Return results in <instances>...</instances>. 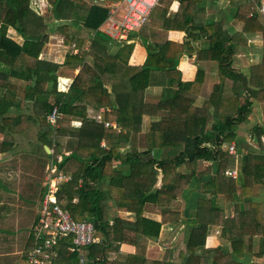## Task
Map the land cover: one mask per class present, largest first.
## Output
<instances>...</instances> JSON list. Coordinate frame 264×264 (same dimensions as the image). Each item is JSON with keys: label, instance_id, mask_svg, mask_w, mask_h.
Wrapping results in <instances>:
<instances>
[{"label": "trees", "instance_id": "trees-1", "mask_svg": "<svg viewBox=\"0 0 264 264\" xmlns=\"http://www.w3.org/2000/svg\"><path fill=\"white\" fill-rule=\"evenodd\" d=\"M43 1L47 30L30 33L33 0H0V136L5 137L0 140V154L12 152L16 145L13 137L27 136L33 128H37L40 142L53 148V154L45 155L70 176L58 190L60 205L75 220L93 223L99 239L87 247L84 264H167L148 258L149 243L160 237L163 226L182 220L175 202L194 180L198 185L206 178L208 197L200 205L211 209L212 220L210 225L190 226L181 257L186 256L189 262L200 256L211 264H245L225 255L222 247L207 248L206 238L212 227L220 226L234 254L243 257L245 238L264 234L260 206L252 202L253 189L264 185V156L250 152L239 157L223 148L238 140L237 129L249 120L252 100L261 102L264 96V84H260L264 57L262 65L251 67L248 73L241 71L235 62L236 49L228 44L232 36L221 22L195 24V7L203 0H159L145 25L148 30L194 28L195 36L208 38V47L193 50L185 42L165 40L147 45L145 63L131 66L137 33L121 41L105 35L100 30L110 15L105 2ZM224 2L229 4L228 10L236 9L235 17L245 23L244 31L250 32L247 27L251 26L255 27L253 33L264 35L261 0ZM173 3H178V10L171 20L168 12ZM242 11L247 15L241 16ZM145 27L138 32L142 36ZM11 30L21 42L10 36ZM85 32L91 35L88 49ZM51 34H57L63 45L77 48V54L68 53L63 64L44 59L46 38ZM183 53L217 63L219 81L210 95H202L206 83L203 69H198L193 80L184 81L177 62ZM77 68L79 73L73 76ZM68 74L73 76L69 90L59 91V76ZM152 88L162 90L157 102L147 101ZM55 106L63 117L57 127H51L48 117ZM90 109H105L101 121ZM76 122L81 126L74 127ZM105 122L117 126L106 127ZM42 126L50 129L41 131ZM253 134L261 145L264 128L255 127ZM201 163L207 165L206 170H199ZM238 164L237 179L227 177L225 173ZM212 170L214 174H210ZM46 192L45 186L39 200ZM219 196L233 206L235 215L226 217L217 204ZM112 205L129 212L133 220L112 217ZM149 205L159 210L161 222L144 217ZM8 208L0 206V217ZM258 242V254L262 255L264 235ZM34 244V236L26 242V263ZM71 245V238L60 240L54 260L80 264L78 253L69 250ZM123 245L135 251L121 254Z\"/></svg>", "mask_w": 264, "mask_h": 264}, {"label": "crops", "instance_id": "crops-1", "mask_svg": "<svg viewBox=\"0 0 264 264\" xmlns=\"http://www.w3.org/2000/svg\"><path fill=\"white\" fill-rule=\"evenodd\" d=\"M122 0H104L106 5L111 8H119ZM237 1H248L249 3L253 0H237ZM263 2V0H261ZM229 7L228 3H225L224 0H203L200 1L199 4L195 7V24H201L202 22H210V21H220L221 25L227 29V31L232 36L230 42L228 43L232 48L236 49V66L241 70L245 72H249L250 68L256 65H262V60L264 57V35L261 32L253 33L255 30V27H247V29L250 28V32L244 31L245 23L235 17V11L234 7H231L229 10L227 9ZM178 10V3H173L172 6L169 9L168 12V18L174 19L176 16V12ZM191 11L193 10L190 9ZM247 15L246 11L241 12V16ZM260 21L264 23V17H260ZM247 19H251V16L248 15ZM190 20L188 18L185 23H187ZM103 25L101 26V28ZM152 29L146 26L142 30V35L140 33H137L136 40H135V49L132 54V57L130 59V65L131 66H141L145 63L148 52H147V45L150 44H156L160 43L165 40H171L175 43H187V47L189 49H204L208 47V38L202 35L201 37L195 36L197 35V32L194 28H190L187 31H174L171 30L169 32H165L164 30L160 28H154ZM88 35V34H87ZM91 35H88V38H90ZM192 37H197L196 39H192ZM17 40L19 42L22 41ZM47 40V46L45 49V52L43 53L42 57L46 60L53 61L59 64H63L65 62L66 56L68 53L77 54L78 49L72 48L69 46H65L61 42V38L55 34V35H49V37L46 38ZM87 46L85 49H88V47L91 44V41L86 42ZM189 43V44H188ZM58 47L59 51H64V55L62 56L61 53L59 55H55V49ZM62 51V52H63ZM54 54V55H52ZM178 62V68L183 73V79L184 81H191L195 78L196 72L198 69H203L206 73V83L204 85L202 95L203 97L210 95L212 91V87L218 83L219 77H218V67L217 63H210L207 61H198L196 58V54L190 55L187 53H183L180 57ZM65 69H69L68 66L65 67ZM71 72V71H68ZM262 76L260 81H262L260 84H264V66L261 68ZM79 73V68H77L73 74V76L77 75ZM73 76L71 75H60L59 80V91L67 92L69 90V86L73 80ZM161 88H152L147 92V100L150 102H157L161 96ZM253 105H252V112L249 117V120L246 123H243L240 125V127L237 129V141L231 142L228 146L229 147L234 144L236 147V153L234 155L236 156H243L247 155L250 152H254L256 155H262L264 156V136L262 137V144L259 145L257 141L254 139L253 129L257 126L264 128V96L261 97V102L257 99H253ZM105 109H102L100 112L94 111L93 109L89 110V113L93 116L95 114L103 113ZM80 127V122H76L74 124V127ZM50 129L49 126H42L41 131H46ZM37 128H33L28 132L27 136H21L16 135L14 136L15 140V148L12 152H8L5 154H0V191H3L5 193H10L16 195L15 186L18 185V179L17 176L20 174L18 172H22L20 169L23 166V163H26V165H29L32 160L33 161H46V159L49 162V165L46 164L45 169V178H48L49 174V166L50 163H53L56 165L53 161V158L47 157L44 152L48 154H53V148H50L47 145H44L39 140ZM5 137L0 136V140H4ZM10 140V138H8ZM67 143V142H65ZM104 145V143H103ZM71 148H76V144H71ZM226 150V149H225ZM63 152L65 150L63 149ZM56 154V153H55ZM231 154V153H230ZM46 157V158H45ZM56 158L62 159V155L56 154ZM238 163V162H237ZM57 167V165H56ZM238 167L234 169V171L237 172L236 177L228 176L226 173L225 175L227 177H230L232 179H237L238 177ZM207 165L201 163L200 164V171L206 170ZM232 171V170H229ZM62 172V171H60ZM65 174L64 172H62ZM210 174H214V170ZM66 175V174H65ZM70 179V176L67 175ZM68 179V180H69ZM66 180V182L68 181ZM208 178L206 180H201L202 184H198L196 180L193 181V183L188 187L186 192L184 193L183 197L180 198L177 202H175L176 208H178L180 211H182L183 217L182 220L178 224H170L165 225L162 227L160 237L157 240H151L148 246L147 250V256L150 259L154 260H163L167 264H211L209 259L202 258L200 256H195L192 259H190V262L187 261L186 256L181 257V252L183 250H186V241L188 240L190 236V226L193 224H203V225H210L212 220V214L211 209L208 206H201L200 203L202 200L207 199L208 194L206 190H209V187L206 185L205 182H207ZM65 183V182H64ZM57 185V198H58V190L60 188V185ZM47 187L48 192V182L45 181V183L42 186V190ZM30 202V201H29ZM252 202L255 204H258L260 206V214L264 218V185L256 186L253 189V196H252ZM40 203L41 200L38 201V206L36 210V216L34 221L32 222L31 227L27 230L28 231V238H31L34 236V228L36 227L38 223V219L40 217ZM29 204V203H28ZM217 204L222 206L224 208L226 217H228L230 214L231 216L234 214L233 212V206L229 203H225L221 196L217 197ZM248 209H252V211H256L257 208L255 206L247 205ZM10 209L5 210L3 214H1V217L4 218L7 216V214L10 213ZM111 209V216L112 217H121L123 219L127 220H133V216L123 209H117L113 205L110 207ZM259 214V215H260ZM235 215V214H234ZM0 217V219H1ZM144 217L152 219L154 221L161 222L162 216L158 209L153 207L152 205H149L145 212ZM1 219V220H4ZM253 222V219H251ZM253 226V225H252ZM251 227V226H250ZM249 227V228H250ZM9 228V227H8ZM6 228V230H1L0 233L7 234L9 233L10 229ZM249 228L246 231H249ZM264 228V227H263ZM262 228V229H263ZM8 229V230H7ZM23 229L21 228L20 231ZM3 236V234H1ZM264 235V234H263ZM252 236L249 234L246 239V244L244 245L245 249L243 251L244 256L238 257L236 254H234V251L231 249V242L224 239V237L221 235V227L220 226H214L211 228V231L208 233V236L206 238V247L207 248H217L222 247V252L225 255H232L233 258L236 261L245 263V264H264V254L260 255V244L259 239L261 236ZM6 236V235H5ZM5 240H8V237H5ZM135 251V248L132 246L123 245L122 246V252L121 254H131ZM23 264H27L26 261H23Z\"/></svg>", "mask_w": 264, "mask_h": 264}, {"label": "built area", "instance_id": "built-area-1", "mask_svg": "<svg viewBox=\"0 0 264 264\" xmlns=\"http://www.w3.org/2000/svg\"><path fill=\"white\" fill-rule=\"evenodd\" d=\"M158 3L159 0H122L119 8L109 6L110 15L100 30L113 40H126L145 27ZM259 13L264 16V0L259 7ZM62 117L60 107L55 106L48 117L50 126L57 127ZM97 120L101 121L100 114ZM105 125L117 126L114 122H105ZM229 152L236 153L234 144L229 147ZM226 174L231 177L237 176L234 170L227 171ZM68 179V176L60 172L56 165L50 163L48 192L40 203V217L34 228L35 244L27 254L28 264H60L54 260V249L64 238L72 239L69 250L78 253L80 264H84L87 247L99 241L93 223L75 220L70 212L60 205L56 187Z\"/></svg>", "mask_w": 264, "mask_h": 264}, {"label": "rangeland", "instance_id": "rangeland-1", "mask_svg": "<svg viewBox=\"0 0 264 264\" xmlns=\"http://www.w3.org/2000/svg\"><path fill=\"white\" fill-rule=\"evenodd\" d=\"M33 2L31 8L33 13L31 14V28H28V30L30 33H43L47 30L45 29L47 26L45 25V16L43 15L44 7H42L45 1L33 0ZM9 34L14 39L21 40L20 36L13 30ZM83 37L87 41L90 39L86 32L83 33ZM86 46L87 43L85 44ZM54 51L55 55L61 53L62 56H65L64 51L58 52V47ZM98 115L95 114L93 117L95 116L94 118L97 119ZM228 146L229 144L224 145L223 148L228 150ZM49 162L46 159L45 162L42 160L41 162L32 160L29 165L23 163L20 169L22 172H18L20 175L17 176L18 185L15 186L16 195L0 191V206L6 204L11 208L10 213L7 214L4 220H1L2 218L0 219V229L6 230L8 227L10 229L7 234L0 233V264L24 263L23 257L26 252L25 247L28 238L27 230L31 227L35 219L42 186L48 180V178H45V169L47 168L46 165H49ZM21 228L23 229L22 231H20ZM5 237H8V240H5Z\"/></svg>", "mask_w": 264, "mask_h": 264}]
</instances>
